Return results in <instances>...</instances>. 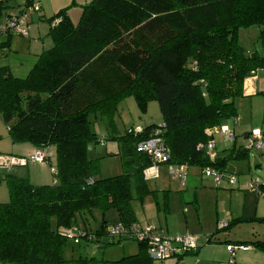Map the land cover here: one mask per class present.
Here are the masks:
<instances>
[{"label":"trees","instance_id":"16d2710c","mask_svg":"<svg viewBox=\"0 0 264 264\" xmlns=\"http://www.w3.org/2000/svg\"><path fill=\"white\" fill-rule=\"evenodd\" d=\"M20 13L5 14L0 3L2 24ZM29 13L34 12L27 13V20ZM47 21L51 46L37 55L26 76L0 67V119L10 140L36 149L53 146L55 152L51 184L33 185L0 171L9 195L0 203V264H87L101 260L69 258L67 251L81 241L134 240L111 234L110 227L137 224L132 202L142 204L154 193L144 178L152 159L136 149L154 128L161 130L169 164L224 174L228 158H209L197 146L212 138L206 129L237 116L235 100L243 82L264 69V52L245 50L237 37L239 28L257 25L264 49V0H91L76 21L67 8ZM11 33L6 29L2 35ZM128 96L142 110L155 100L162 123L145 125L138 134L130 127L99 137L92 117L111 120ZM106 140L118 143L115 154L125 171L101 177L99 158L89 152ZM247 154L238 149L234 157ZM110 210L119 221L108 225L103 219L100 227H89L95 211L104 216ZM70 229L80 232L77 242L66 236ZM137 245L135 254L103 261L153 264L146 244ZM253 245L264 251V241ZM196 249L174 255L178 264Z\"/></svg>","mask_w":264,"mask_h":264},{"label":"crops","instance_id":"0c3cea01","mask_svg":"<svg viewBox=\"0 0 264 264\" xmlns=\"http://www.w3.org/2000/svg\"><path fill=\"white\" fill-rule=\"evenodd\" d=\"M27 1L28 0H0V3L3 7V13L15 16L20 13ZM31 1L39 3L40 14H37L36 16L35 13H29V21H27L26 24L27 34L25 36H20L16 33L4 34L1 35L0 40V67L6 66L16 77H20V75L11 71V65L8 61V59H10L9 55L15 53L14 56H17L19 55V50H23L22 52H25V55L31 57V63L26 64L27 67H29L28 70H30L37 59V55L42 50L47 49L48 46L50 47L47 38L42 39L43 36L50 37L48 35L49 23L47 19L63 8H67V14L71 18L72 9L79 10L80 14L81 7L89 3L91 0ZM44 23H47V25L45 26ZM30 36L31 40L29 41L27 39ZM31 46H33V49ZM12 59L16 62L22 63L20 59L17 60L15 57ZM235 105L238 122L234 123L231 118L223 122V124H226L233 132V140H226L221 133H214L212 135V140L214 142V157L228 158L223 171L224 177L219 187L213 186L211 179H207L202 174L201 169L195 166H188L187 177L183 183L180 178H173L169 173L170 166H175L174 164L158 163L156 167H148L144 171V178L147 181L149 188L154 190V193L147 195L142 204L138 202L140 204V211L133 207L132 204L135 222L138 225H154L156 231L163 236L171 237L180 234H192L197 237V249L182 255L181 264H223V261L227 259L228 255H230L229 258L231 262L233 258L237 257L242 260L241 258L243 257L256 258L260 255L258 252H255L252 246L247 242H243V246L248 247L243 250L238 248L241 243L233 251H231L229 246L233 245L230 241L231 236L237 238V233L234 232L231 227L232 224L236 227H239L241 224L253 225L251 228L260 232L255 233V231H252L250 233L252 238H255L256 241H264V238H259L260 236L264 237V221L261 220L264 219V193L257 194L256 192L249 190V184L253 179H258L262 189H264V177L255 173L256 167L259 166L256 155L258 152L262 153V151H248L247 157H234L238 149L244 148L247 138L252 132H264V128L261 127V125H264V69L258 70L243 82L242 95L235 100ZM244 108L247 109V112H245ZM260 123L261 125H259ZM105 142L106 141L103 143L104 146ZM115 143L116 146L109 151L110 153L115 154L118 151V143L116 141ZM51 148L52 146L45 149L49 155L48 161L43 163L31 162L30 164L28 163L19 168L13 167L7 170H2L1 176L4 174H13L18 177L26 178L33 185L51 184L53 182L52 168L55 163L50 159L52 156ZM35 149V147L27 143H12L10 150L6 151L5 154L28 156ZM190 168L193 170L190 171ZM163 171H166L169 178L168 184L165 183V185L162 182L160 185H155L154 182V187H151L150 182L157 181L161 177ZM49 175L52 176L51 181H49ZM232 175H235V182L230 184L228 182V177ZM204 181L208 182V186L203 185ZM2 183L3 182H0V184ZM186 183L193 186L191 198L188 202L183 201L181 198L182 194H180L185 190L182 187H186ZM234 186H236L235 190H237V192L234 190ZM240 191H242V193ZM172 194H178L179 202L193 205L196 213V220L192 229L187 227L188 225L186 222V227L180 228L175 223L172 224L167 221V215L172 210ZM159 195H163L166 200L160 202L157 199ZM203 206H206V210H204ZM162 210L164 211V215H160ZM184 211H187L186 208H183V212ZM106 213L103 216L106 224L109 225L119 221L116 212V218H114V216L112 217L113 219L111 222L107 221ZM219 221H224L226 225L219 228ZM257 223H260L261 225ZM227 229L229 230L227 231ZM209 237H211L210 240H208ZM135 250L136 248L128 251L125 248L122 250V253L115 255V257L113 255H108L107 253L106 257L105 254L103 255L105 258L104 260H116L124 255L135 254ZM192 255L195 256L192 257ZM167 258L168 257L164 259ZM177 258L178 257L173 259L174 262H171V264H178Z\"/></svg>","mask_w":264,"mask_h":264},{"label":"rangeland","instance_id":"374dc122","mask_svg":"<svg viewBox=\"0 0 264 264\" xmlns=\"http://www.w3.org/2000/svg\"><path fill=\"white\" fill-rule=\"evenodd\" d=\"M36 16L38 13H35ZM28 15V14H27ZM79 15V10L77 9H72L71 10V19L73 21H76L78 19ZM29 18V16H28ZM29 21V20H27ZM30 23V22H29ZM46 26L47 23H44ZM260 27L257 25H252L249 27H241L238 30V41L239 44L247 51L249 52H259L262 53L264 49H262L261 43L258 39L259 34H260ZM22 36V35H20ZM25 36V35H23ZM47 38L49 45L51 46V39L50 37L43 36L42 39ZM31 40V36L27 39ZM33 49V46H31ZM49 47V46H48ZM19 55L14 56L15 53H11L9 55L8 61L10 63V69L14 73H17V75H20V77H24L29 71V67H27L26 64L31 63L30 61V56L25 55V52H22L23 50H19ZM33 51V50H31ZM17 58V60H21L22 63L14 61L12 58ZM245 109V112H247V109ZM93 119V129L95 132L99 135V137H106L110 134H122L125 132V130L129 129L130 127H137V126H142L144 127L145 125L148 124H161L162 123V113L159 109L158 103L155 100H151L147 103L145 110H142L139 105L137 104L135 98L133 96H128L126 98H123L117 105V110L113 114L112 119L109 120L106 117H100L97 116L95 119ZM261 125V123L259 124ZM262 128H264V125H261ZM102 143H97L91 146V150L89 152L90 157H98V168H99V173L98 175L101 177H107V176H112L116 174H120L125 171V168L122 166V161L119 155H106L110 150L114 149L116 146L115 141L113 140H106L105 146ZM12 145V141L9 138L8 131L4 123L0 119V153H6V151L10 150V146ZM51 161L55 162V152H54V147L52 146L51 148ZM258 158L257 161L259 162V166L256 167L255 173L257 175L264 177V151L262 153L258 152L256 155ZM31 162H29L30 164ZM30 166V165H29ZM15 168H19L20 166H14ZM13 168V167H11ZM49 168V167H48ZM7 170V169H4ZM190 171L193 170L192 168L189 169ZM198 170V169H197ZM49 171V170H48ZM36 172V171H35ZM34 174V172H33ZM39 174V173H37ZM40 175V174H39ZM235 177V175H233ZM187 177V176H186ZM52 176L49 175V181H51ZM168 176L166 171L162 172L161 177L157 181H151L150 186L154 187V182L155 185H160L162 182L165 184H168ZM208 179V178H207ZM0 182H3L0 184V203L8 201L9 195H8V190L7 186L5 185L4 181L0 177ZM189 183V182H188ZM187 184L186 187H182L185 190L182 191L180 194H182L181 198L183 201L188 202L191 198V191L193 186L190 184ZM208 182L204 181L203 185H207ZM165 184V185H166ZM172 185V184H171ZM211 186V185H209ZM159 187V186H157ZM166 187V186H164ZM173 187V186H170ZM167 188V187H166ZM213 188V187H209ZM236 189V186H234V190ZM237 192V190H235ZM242 193V191H240ZM157 199L160 202H163L166 200V198L163 195H159ZM178 194H172V210L170 213L167 215V221L169 223H175L177 226L180 228H185V222L187 223V227L189 229H192L193 224L196 220V213L195 209L192 204L189 203H182L179 202L178 200ZM133 207L138 209L140 211V204L135 201L132 202ZM186 208L187 211L183 212V208ZM235 204V203H234ZM163 206V205H162ZM204 210H206V206H203ZM164 211L162 210L160 212V215H164ZM115 216V217H114ZM112 217L116 218L115 212L113 210H110L106 213V218L107 221H112ZM104 217L101 213L95 212L93 219H90L89 227L91 229H95L100 224L102 223ZM261 225L260 223H257ZM251 224H241L239 227L235 226L232 224L233 231L237 233V238H233L231 236L230 241L233 243L232 246L238 247L240 243L247 242L249 243L252 248L254 249L255 252H258L260 255L256 258H241L242 260L237 258H233L232 262L230 260V255L227 256V259L223 261V264H264V251H261L260 249H257L254 247L253 242H255V238H252V235L250 234L252 231H255V233H258L260 231L258 230H253L251 228ZM229 229H227L228 231ZM226 231V232H227ZM260 234V233H259ZM180 235H186V234H180ZM192 235V234H190ZM259 238H264V237H259ZM71 240V239H70ZM84 244V245H83ZM231 246H229L230 248ZM132 250L136 248V252L138 251V245L137 241L131 240V239H122L120 242H116L111 245H104L102 243H86L84 241L80 242V244H76L74 246V249L72 251H67V255L69 258L73 256V258L82 256V257H94L96 259H99L101 261H91L88 262L87 264H109L105 261H103L104 254L106 257V254L108 255H118L119 253H122L123 249ZM243 250V249H242ZM134 251V250H133ZM237 251V250H236ZM191 256V255H188ZM195 256V255H194ZM192 255V257H194ZM117 257V256H116ZM173 259H176L175 256L168 257L167 259H162V260H153V264H171V262H174ZM64 264H74L73 262H65Z\"/></svg>","mask_w":264,"mask_h":264},{"label":"built area","instance_id":"2783aa9c","mask_svg":"<svg viewBox=\"0 0 264 264\" xmlns=\"http://www.w3.org/2000/svg\"><path fill=\"white\" fill-rule=\"evenodd\" d=\"M34 12L40 13V5L36 1H31L27 6L24 7L23 12L20 13L19 16L12 18L8 22L2 24L0 22V38L3 32L6 29L11 30L13 33L19 35H26V21H27V13ZM257 69L253 74H255ZM234 123L238 122V117L235 116L231 118ZM131 131L135 134L141 133L143 131L142 126H137L131 129ZM206 135L212 136L214 133H221L224 135L226 140H233V132L226 124H221L216 127H211L206 129ZM161 130L159 127L154 128L153 132L150 134V137L140 141L137 143L136 149L137 151L144 152L150 156L152 159V165L150 167H156L158 163H168L170 154L168 148L165 146L163 139L161 138ZM198 148H204L205 153L209 158L214 157V142L211 139L207 141V143L203 146L202 144H198ZM244 148L248 151L260 150L264 151V132L254 131L252 132L246 141ZM48 153L45 149H35L28 156H16L9 154H0V171L4 169H10L14 166H25L29 162H46L48 159ZM187 168L188 166L185 164L170 166L169 173L173 178H180L184 183L187 176ZM54 169L52 168V172ZM202 174L211 179L213 186L219 187L221 181L224 177L222 172H219L213 168L205 167L202 169ZM228 182L233 184L235 182V177L229 176ZM249 190L256 192L257 194L264 193V189H262L260 182L258 179H253L249 184ZM226 225L224 221H219L218 227L222 228ZM110 233L113 235H118L120 237H129L134 238V240L139 242H144L146 244V250L150 258L152 259H164L168 256H174L180 254L186 250H194L198 247L197 245V237L194 235L186 234V235H177V236H163L159 234L154 225H138L132 223L128 226L122 223H116L110 227ZM80 232L75 229H70L66 232V236L68 238H72L75 242L78 241V235ZM238 248L246 249L247 246L240 245ZM231 251L236 249L235 246L230 247Z\"/></svg>","mask_w":264,"mask_h":264}]
</instances>
